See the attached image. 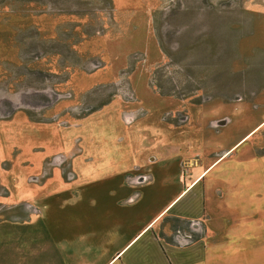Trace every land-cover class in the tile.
Returning <instances> with one entry per match:
<instances>
[{
	"label": "rangeland",
	"instance_id": "rangeland-1",
	"mask_svg": "<svg viewBox=\"0 0 264 264\" xmlns=\"http://www.w3.org/2000/svg\"><path fill=\"white\" fill-rule=\"evenodd\" d=\"M214 114L237 119L227 133L264 117V0H0V264L53 263L57 225L90 198L98 233L105 216L131 231L141 208L117 201L140 165L154 169V150L170 185L152 194L170 196Z\"/></svg>",
	"mask_w": 264,
	"mask_h": 264
},
{
	"label": "crops",
	"instance_id": "crops-1",
	"mask_svg": "<svg viewBox=\"0 0 264 264\" xmlns=\"http://www.w3.org/2000/svg\"><path fill=\"white\" fill-rule=\"evenodd\" d=\"M224 105L235 111L246 107L238 102ZM222 107L219 103V112ZM260 116L238 133L223 131L237 120L233 115L199 116L201 130L181 153L179 187L166 198L152 194L154 188L170 183L156 178L163 160L151 151L148 158L154 169L142 171L140 165L145 177L132 181L135 191L117 201L120 206L141 208L135 212L138 219L132 230L127 233L123 220L120 227L119 219L105 216L101 221L107 226L98 233L87 218L94 199H87L81 221L70 218L69 230L57 225V260L51 264H264V117ZM190 118L186 113L184 121ZM208 128L213 140L202 135ZM164 149L160 152L173 153ZM98 234L105 238L99 242L111 239V244L99 246L94 242ZM12 257H6V264L47 263L44 256Z\"/></svg>",
	"mask_w": 264,
	"mask_h": 264
}]
</instances>
